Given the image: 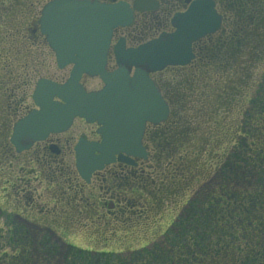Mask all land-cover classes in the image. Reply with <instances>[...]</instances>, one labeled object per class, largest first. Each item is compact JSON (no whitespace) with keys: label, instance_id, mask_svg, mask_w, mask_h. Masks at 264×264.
Wrapping results in <instances>:
<instances>
[{"label":"trees","instance_id":"16d2710c","mask_svg":"<svg viewBox=\"0 0 264 264\" xmlns=\"http://www.w3.org/2000/svg\"><path fill=\"white\" fill-rule=\"evenodd\" d=\"M41 2L0 0V18L4 12L8 23L5 17ZM222 4L219 35L197 43L189 66L159 76L172 113L144 179L175 198L183 189L184 199H174L168 219L158 222L159 214L141 221L152 233L143 230L138 246L105 247L98 257L73 247L66 264H264V0ZM0 30L1 42L23 53L20 38L30 32L10 24ZM7 72L17 80L14 67ZM151 207L143 204L127 217L145 219ZM19 237L14 255L0 254V264H33V243Z\"/></svg>","mask_w":264,"mask_h":264},{"label":"water","instance_id":"95a60500","mask_svg":"<svg viewBox=\"0 0 264 264\" xmlns=\"http://www.w3.org/2000/svg\"><path fill=\"white\" fill-rule=\"evenodd\" d=\"M110 1L52 0L43 7L41 31L58 67L72 65V69L64 83L37 82L33 100L39 110L19 120L11 138L21 150L22 140L41 141L50 133L65 132L77 117L97 123L101 142L81 139L75 148L77 169L86 181L116 160L134 164L132 158H146L142 140L147 123H163L170 113L150 73L190 64L194 43L218 31L223 20L214 0H193L185 12L174 15V32L136 48L118 42L114 47L118 68L109 71L114 30L133 24L135 11L158 6L155 0H135L132 7L125 1ZM84 75L99 77L103 88L88 92L81 84Z\"/></svg>","mask_w":264,"mask_h":264},{"label":"flooded vegetation","instance_id":"af4514ba","mask_svg":"<svg viewBox=\"0 0 264 264\" xmlns=\"http://www.w3.org/2000/svg\"><path fill=\"white\" fill-rule=\"evenodd\" d=\"M100 1L109 2V0ZM125 1L133 2V0ZM156 1L158 2L156 9L136 12L132 26L116 29L113 34V43L124 39L128 48L136 47L148 39L151 40L163 33L173 32L172 20L174 15L184 12L193 0ZM214 1L217 11L223 17L221 28L194 44V60L197 56V43L206 39L211 40V38L219 35L225 23V13L221 7L224 5L222 4L223 0ZM33 26V30H30L32 34L23 36L20 38V42H26L27 45L29 41H31V44L32 41L33 44L38 43L39 48H47L52 55L53 53L47 45L46 38L41 34L38 21L34 20ZM110 58L109 69L114 70L117 65L112 52ZM7 66L12 67V64L11 66L7 64ZM151 77L156 80L155 74H151ZM88 79L87 77L82 79L84 86L86 85L84 84L85 81ZM22 86V98L16 97L17 99L13 103L11 98L14 97V94H7L6 89L0 86V91L2 92L0 101L3 104L6 99V107L4 108L3 106V110L7 115L5 117L2 116L0 120V154L4 155L10 164L2 165L0 170L4 172L6 166H8V174L3 181L7 188V198L14 201L12 205L15 207H13L12 213L7 215L9 216L8 221L11 220L12 226L14 216L20 214L21 217L26 216L25 218L29 220L40 218L47 220L50 218L49 220L54 221L64 220L65 224L69 225L73 224L72 218L78 217V219H86L89 223L91 221L93 225L90 226L97 225L98 227H94V230L104 236L107 242L106 247H112L115 246L114 244L110 246L113 238L119 239L123 236L121 242H126L123 239L125 234L118 235L123 232L122 230L126 232L140 229L142 220L157 215L165 205L160 199H184L183 189L182 192L180 191L181 196L175 198L172 192L167 189L157 190L156 187L154 188L150 184L148 179H144L148 177L152 170V158L156 151L155 140L160 135L159 132H164V125L169 121L172 113V106L168 100L167 102L170 106L169 118L157 125L148 123L145 128L142 145L147 154L146 158H132L134 164L116 160L106 165L103 169L93 172L90 180L86 181L81 177L77 169L75 148L80 139L100 142V126L96 123H89L83 118H76L67 131L50 133L41 141L22 140L23 149H17L11 142L15 122L30 112L39 109L35 105L32 95L30 99L27 97L30 81H26ZM2 97H5L4 100ZM1 102L0 113L3 111L1 110ZM11 123L12 127L9 135L8 129ZM33 180H37V185L31 190L29 189L30 186L35 184ZM49 184L55 185L56 192L55 195L49 198L50 201L44 205L40 201L45 196L37 195L36 192L39 187L42 188L43 185L47 186ZM143 204L145 206H151L152 204L150 212H148L149 215H145V219L140 216L138 218L137 216L127 217L132 212L137 215ZM0 210L2 209L0 208ZM19 210L22 213H18ZM15 228H8L6 234L8 236V238L6 236V244L13 251L14 236H19L16 232H20V228ZM73 246L75 247V245ZM7 252L5 251V253ZM7 254L11 257L14 255Z\"/></svg>","mask_w":264,"mask_h":264},{"label":"rangeland","instance_id":"374dc122","mask_svg":"<svg viewBox=\"0 0 264 264\" xmlns=\"http://www.w3.org/2000/svg\"><path fill=\"white\" fill-rule=\"evenodd\" d=\"M47 1L49 0H42L38 9L35 10L28 9L27 11L22 13L19 11H15V14L11 15L9 19H6L5 17V20H7L8 23L4 22L3 19L1 20L4 15L7 16L6 14H4V12H1L2 17L0 18V25L10 24L12 27L17 28V30L24 28L25 32H29L28 29L30 28L32 30L34 28L33 22L40 16V11ZM12 22L13 24H11ZM133 31L135 30L133 29ZM0 33H2L1 30ZM1 41L2 40H0V42ZM10 44L11 43L9 42H1L0 45V86H3V88L6 89L7 94H14V97L11 98L12 103L17 98H22V85H24L26 81H30V87H28L27 92V97L30 99L34 86L40 78L52 79L60 83L64 82L68 78L70 68H66L65 70L58 69L54 55H51L50 51H48L47 48H39L38 43L33 44L32 41L31 44V41H29L28 45L26 43L27 46H22V48L19 47L20 49H22L23 53L18 52V54H16L14 49L11 50ZM27 50L29 54H24V52H26ZM7 64L10 66L12 64V67H14L17 80H15L14 77L11 78V76L6 71L7 69H4V67H7ZM160 78L161 77L156 76V80L158 83L160 81ZM85 84L89 91L100 89L102 87V83L98 78H89L85 81ZM1 94L2 92L0 91V98ZM5 102L6 99L4 100L3 104L1 102V110H3V106L4 108L6 107ZM5 113L6 112L4 110L0 113V120L2 116H7ZM11 127L12 123L9 124V135L11 133ZM0 162V169H2V165L9 164L4 155L1 154ZM7 174L8 166H6L4 172L0 170V208L2 209L0 210V254L4 253L5 251H8L7 253L10 254L15 253V250L13 251L10 247H8V244H6V234L8 228L16 229L15 227L20 228V232H16V234L20 235V237L22 236L23 239L25 238L26 241H31L34 245L32 249L34 254L33 264H66L69 252L74 249L73 245H75V247L79 249L92 251V257H98L99 252L105 250L109 251V248H105L107 242L104 239V236L95 231L94 226H90L93 225L91 221L89 223L86 221V219H78V217L72 218L71 221L73 224L69 225L65 224L64 220L54 221L49 220L50 218L47 220L42 218L29 220L25 218L26 216L21 217L20 214L14 216L12 226L11 220L8 221L9 216L7 215H10L12 213V210L14 209L13 207L15 206L12 205V202L14 201L7 198V188L6 185H4L3 181L4 179H6ZM33 181L35 184H32L30 186L29 189L31 190H33L37 185V180ZM44 185L42 186V188L39 187L36 193L37 195L45 196L44 199H41L40 203L46 205V203L50 201L49 198L55 195L56 191L55 185ZM172 202H174V199L165 201V205L161 209L162 212L160 211L157 214H160V216L158 217V222H162L163 220L168 219L167 210L170 211V209L174 208V204ZM18 213H22V211L19 210ZM144 225L146 226V224H143V222H141L140 226L143 227L142 229H137L130 232L128 236V243L121 242L123 236H121L119 239H111L110 246L113 244L115 246H112L110 248L115 249V247H122L124 246V244H129V242L133 247L138 246L140 242L143 241L142 238L144 237L142 236L146 235L143 233V230H148L147 234L152 233V228H146ZM122 231L123 232L121 234L119 233L118 235L126 234L124 230ZM20 237L19 239L21 240ZM41 249H43V251ZM124 256L128 257L129 254H126Z\"/></svg>","mask_w":264,"mask_h":264}]
</instances>
